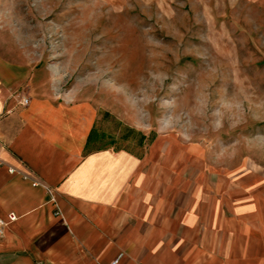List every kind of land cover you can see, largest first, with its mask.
<instances>
[{
  "label": "rangeland",
  "instance_id": "1",
  "mask_svg": "<svg viewBox=\"0 0 264 264\" xmlns=\"http://www.w3.org/2000/svg\"><path fill=\"white\" fill-rule=\"evenodd\" d=\"M0 53L209 207L264 179V0H0Z\"/></svg>",
  "mask_w": 264,
  "mask_h": 264
},
{
  "label": "crops",
  "instance_id": "2",
  "mask_svg": "<svg viewBox=\"0 0 264 264\" xmlns=\"http://www.w3.org/2000/svg\"><path fill=\"white\" fill-rule=\"evenodd\" d=\"M18 71L0 53V264H264V179L209 207L171 165L93 147L87 105H20Z\"/></svg>",
  "mask_w": 264,
  "mask_h": 264
},
{
  "label": "built area",
  "instance_id": "3",
  "mask_svg": "<svg viewBox=\"0 0 264 264\" xmlns=\"http://www.w3.org/2000/svg\"><path fill=\"white\" fill-rule=\"evenodd\" d=\"M30 104V99L27 97H23L20 100V105L22 106H28ZM17 220V217L15 215H10L7 219V221H0V236L4 234L5 228L8 226V224L15 222ZM112 264H117V262L112 263Z\"/></svg>",
  "mask_w": 264,
  "mask_h": 264
}]
</instances>
